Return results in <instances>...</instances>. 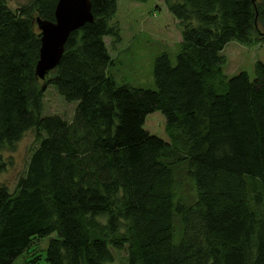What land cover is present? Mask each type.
Returning <instances> with one entry per match:
<instances>
[{
	"label": "trees",
	"instance_id": "obj_1",
	"mask_svg": "<svg viewBox=\"0 0 264 264\" xmlns=\"http://www.w3.org/2000/svg\"><path fill=\"white\" fill-rule=\"evenodd\" d=\"M88 1L92 21L41 82L33 20L53 21L56 0H0V173L24 133L38 142L14 193L0 185V264L52 233L45 264H109L108 246L126 264H264V63L227 78L220 54L264 40V0H163L180 42L173 64L155 57L154 90L115 86L103 38L117 37L116 2ZM46 84L76 102L70 122L42 115ZM153 112L168 142L143 129Z\"/></svg>",
	"mask_w": 264,
	"mask_h": 264
},
{
	"label": "rangeland",
	"instance_id": "obj_2",
	"mask_svg": "<svg viewBox=\"0 0 264 264\" xmlns=\"http://www.w3.org/2000/svg\"><path fill=\"white\" fill-rule=\"evenodd\" d=\"M5 2L10 11L16 12L26 6L29 0H5ZM115 2V13L109 18L108 26L117 37L103 38L111 62L107 70L108 74L115 86L154 90L153 61L159 54L166 53L171 64L174 63L178 52L177 44L180 42V25L167 12L163 0H148L145 3L131 0H115ZM35 30L37 31L36 27ZM220 54L224 59L221 66L224 76L228 78L239 72H245L249 80H252L254 65L257 62L264 63V40L253 38L248 45L231 41L223 47ZM48 76L52 77L53 73ZM75 107L76 102H65L56 94L52 86L45 85L42 115H56L70 122ZM143 129L148 134L168 142L164 118L159 112H153L145 118ZM35 134L33 130L27 131L12 151L3 152L5 167L0 173V185L7 188L8 194L14 193L18 180L25 173L27 160L37 147ZM184 177V173L180 172L178 193H186L192 197L191 189L185 185ZM97 221L104 224L103 218H98ZM53 238H55L54 233L44 238L32 239L28 248L11 264H45V248L48 241ZM108 250L112 256V262L109 264H126L125 248L115 250L108 246Z\"/></svg>",
	"mask_w": 264,
	"mask_h": 264
},
{
	"label": "water",
	"instance_id": "obj_3",
	"mask_svg": "<svg viewBox=\"0 0 264 264\" xmlns=\"http://www.w3.org/2000/svg\"><path fill=\"white\" fill-rule=\"evenodd\" d=\"M92 16L88 0H56L53 21L36 17L33 23L38 31V60L34 76L44 81L57 67L68 35L90 23Z\"/></svg>",
	"mask_w": 264,
	"mask_h": 264
}]
</instances>
